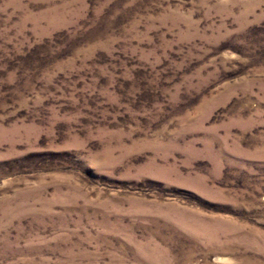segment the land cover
I'll use <instances>...</instances> for the list:
<instances>
[{"label":"rangeland","instance_id":"1","mask_svg":"<svg viewBox=\"0 0 264 264\" xmlns=\"http://www.w3.org/2000/svg\"><path fill=\"white\" fill-rule=\"evenodd\" d=\"M0 264H264V0H0Z\"/></svg>","mask_w":264,"mask_h":264}]
</instances>
